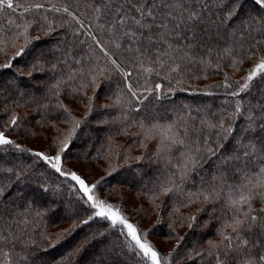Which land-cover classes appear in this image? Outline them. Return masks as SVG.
<instances>
[{
    "label": "trees",
    "instance_id": "trees-1",
    "mask_svg": "<svg viewBox=\"0 0 264 264\" xmlns=\"http://www.w3.org/2000/svg\"><path fill=\"white\" fill-rule=\"evenodd\" d=\"M106 2L13 0V8L0 7V132L13 141L0 146V264L5 252L8 264H150L122 226L99 217L82 224L94 210L76 182L37 152L60 154L65 173L95 184L94 194L118 208L164 264H216L208 241L219 244L222 229L232 235L224 227L233 214L229 193L246 182L245 173L255 178L264 167V151L253 152L246 168L248 158L230 171L225 169L232 161L220 162L237 155L235 137L247 122L249 102L264 90L262 74L251 92L232 95L264 56V9L243 0L238 13L224 19L229 5L214 8L219 28H213L210 53L200 48L190 59H168L163 67L145 61L141 67L108 23ZM21 46L24 52L16 56ZM126 72L132 73L127 80ZM237 101L241 113L233 121ZM221 119L236 129L226 141L219 128L210 127ZM74 120L81 122L75 132ZM244 135L264 147L259 131ZM173 139L184 140L187 148ZM219 143L224 146L216 156L198 153L202 166L181 180L182 152ZM165 188L171 190L162 194ZM253 205L264 207L259 200ZM73 225L78 227L71 235H61ZM85 237L91 243L83 251L61 259L83 247ZM259 252L252 249L244 258L256 260Z\"/></svg>",
    "mask_w": 264,
    "mask_h": 264
},
{
    "label": "snow or ice",
    "instance_id": "snow-or-ice-1",
    "mask_svg": "<svg viewBox=\"0 0 264 264\" xmlns=\"http://www.w3.org/2000/svg\"><path fill=\"white\" fill-rule=\"evenodd\" d=\"M255 4L264 9V0H254ZM243 0H107L104 3V9L109 13L108 23L115 31L118 39H123L126 44V51L132 53V59L139 61L143 67L145 61L156 64L160 67L167 62L168 59H190L193 52L204 48L206 53L211 52V41L213 38V28L218 29L219 24L213 18V9L229 5L224 19H231L239 11ZM7 6L13 8V0H0V7ZM37 7H40L37 5ZM67 11V10H65ZM99 11V9H97ZM25 44L29 42L27 28L24 29ZM219 35V32H216ZM264 42V41H261ZM120 48L119 43L116 44ZM24 47L21 46L16 52V56L22 55ZM101 52L108 56L109 53L101 48ZM116 71H122L116 60H111ZM5 68L11 67L10 63L4 65ZM147 72H152V67L144 69ZM176 71V68H172ZM264 74V56H261L258 63L247 75L244 83L238 91L232 93L233 96L239 95L240 92H251L252 81L258 76ZM127 80L132 76L131 72L123 73ZM227 79V77H226ZM128 90L133 96H137V92L133 90L131 83L128 85ZM230 85H225L229 87ZM159 85L156 86L157 90ZM149 95L151 90H148ZM143 96V93L140 94ZM147 97H143L146 99ZM143 99H139L138 103L143 104ZM242 104L237 101L234 112L231 114V119L241 113ZM67 111V109H65ZM139 111V109H137ZM248 115L246 124L235 137L237 147L234 152L235 156H225L220 158L221 163H229L225 171H230L233 166L239 168L243 158H248L244 167L246 168L251 163L253 152H262L264 147H257L256 140L251 136L245 141V133H254L259 131L261 136L258 138L259 143L264 146V90H260L253 100L249 102L247 108ZM15 124L16 120L13 119ZM75 132L76 128L80 127V121H73ZM143 127V125L141 124ZM212 128H219L223 134V140L226 141L232 137L236 131L233 123H229L226 127L224 120L218 124H211ZM170 130V129H169ZM187 135V131L185 132ZM167 138V137H165ZM172 143H178L187 148L184 140L173 139ZM13 144V141L7 139L3 132H0V146ZM224 146L223 143L205 145L203 148L195 147L182 152L183 157L181 172V180L188 178V175L196 168L202 166L203 157L197 155L202 150L207 152L209 156H216L217 150ZM68 147L67 140L60 152H64ZM241 149L243 151H241ZM36 156L49 164L60 175H68L71 180L75 181L79 186V191L86 198L88 206L94 210L92 215L84 219L81 223L88 224L93 218L99 217L103 220L110 221L113 227L120 225L127 230V236L134 242V246L139 249L143 257L150 261V264H164V259L160 253L146 240L141 239V234L138 233L137 227L128 221V218L121 214L118 208L105 200L99 199L94 194L96 185L89 186L84 179L75 172L65 173L61 168V156L57 154L55 157L47 156L37 152ZM243 171V169H241ZM246 182L241 183L238 188L229 193V208L232 211V216L225 223V228H231L232 235H225L223 229L220 231L221 242L219 244L208 241L210 249L213 251L209 254H214L216 264H264V207L259 210L254 209L253 201L259 200L264 204V167H260L255 175V178L248 176ZM19 178V174L17 176ZM172 182V181H170ZM47 191V189H43ZM171 189H163L162 194H167ZM4 188L0 187V196H3ZM204 199H208V195L200 193ZM192 223L188 226L193 227L196 217H190ZM78 225H73L72 229L67 230L61 235L68 237L71 235ZM48 240H53L55 237H46ZM91 243L89 237H85L79 242L83 247L74 249L67 253L62 260H67L73 254L83 251ZM259 248L260 252L256 260L245 259L244 257L251 256L252 249ZM4 264H8V253H4ZM103 264V261H101Z\"/></svg>",
    "mask_w": 264,
    "mask_h": 264
},
{
    "label": "rangeland",
    "instance_id": "rangeland-1",
    "mask_svg": "<svg viewBox=\"0 0 264 264\" xmlns=\"http://www.w3.org/2000/svg\"><path fill=\"white\" fill-rule=\"evenodd\" d=\"M48 45V44H47ZM12 196H10V198H11ZM156 243H157V245L160 247V248H162V249H165V245L160 241V240H158V239H156Z\"/></svg>",
    "mask_w": 264,
    "mask_h": 264
}]
</instances>
